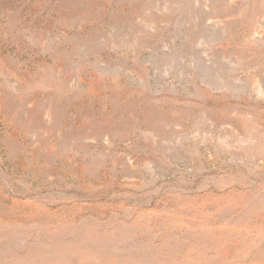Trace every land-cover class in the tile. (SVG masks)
Returning <instances> with one entry per match:
<instances>
[{"label": "rangeland", "instance_id": "rangeland-1", "mask_svg": "<svg viewBox=\"0 0 264 264\" xmlns=\"http://www.w3.org/2000/svg\"><path fill=\"white\" fill-rule=\"evenodd\" d=\"M0 264H264V0H0Z\"/></svg>", "mask_w": 264, "mask_h": 264}]
</instances>
